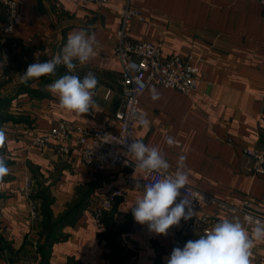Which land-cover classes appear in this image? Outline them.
Masks as SVG:
<instances>
[{"label":"crops","instance_id":"1","mask_svg":"<svg viewBox=\"0 0 264 264\" xmlns=\"http://www.w3.org/2000/svg\"><path fill=\"white\" fill-rule=\"evenodd\" d=\"M17 1L23 23L7 37L2 32L6 9L0 4V74L6 76L0 103L10 99L0 109L6 132L0 155L10 169L0 177V264H166L175 248L170 229L157 235L134 220L130 208L143 194L137 187L140 174L119 166H87L74 135L65 143L66 153H59L55 142L45 148L34 143L60 121L79 128L114 122L124 101L115 48L125 5L141 11V19L130 25L132 39L152 41L163 57H192L199 68V88L191 94L149 86L141 99L148 126L137 123L136 138L158 147L173 174L178 157L185 155L189 185L223 200L264 198V178L253 175L244 155L247 148L264 151V11L257 0H110L106 7L82 0ZM80 29L97 41L89 62H76L75 74L82 79L92 73L98 81L94 105L83 114L61 109L46 90L67 74L65 66L55 75L21 82L30 64L50 60L69 33ZM168 136L176 141L171 147ZM28 179L35 181L29 195L21 190ZM113 187L125 195L98 226L93 211ZM262 206L255 212L263 215ZM202 210L239 218L246 227L241 215L212 206ZM246 228L251 232L252 226ZM250 261L264 264V240L254 241Z\"/></svg>","mask_w":264,"mask_h":264},{"label":"built area","instance_id":"2","mask_svg":"<svg viewBox=\"0 0 264 264\" xmlns=\"http://www.w3.org/2000/svg\"><path fill=\"white\" fill-rule=\"evenodd\" d=\"M84 3H96L109 6L110 0H82ZM234 1V0H233ZM264 11V0H257ZM6 9L5 20L2 24L4 37L14 34L16 28L23 23L17 0H0ZM121 29L117 34L118 44L115 56L122 66L121 85L124 101L122 107L115 113L114 122L106 128H79L68 121H60L53 129L38 135L35 145L40 148L51 146L54 142L59 153L68 152L65 143L71 135L81 148V158L89 166L123 167L130 174L141 175L142 187L154 185L162 174L153 172L146 175L135 167V157L128 153V145L136 138V125L145 119L141 109V99L150 85L161 89H171L183 94H191L199 88V68L193 58L187 59L179 55L163 57L160 47L150 40H134L130 37V25L135 18L141 19V11L130 5L119 10ZM251 166L253 175L264 178V151L256 148L244 149ZM169 175L173 173L168 171ZM130 182V181H129ZM35 181L28 179L22 191L29 195ZM188 190V192H187ZM180 197H192V209L195 215L185 221L181 219L179 225L170 228V241L173 247H180L189 240H194L198 232L206 234L220 220L224 219L219 213L203 211V206H212L217 212L231 215H241L246 227L253 226L256 221L264 222L263 215L256 213L257 207L264 209V198L255 200L245 197L240 202L217 198L200 187L187 185L181 189ZM121 187H113L100 198L93 211L95 224L102 225L104 213L112 211L118 199L124 197ZM82 264H93L85 262ZM135 264H143L137 261Z\"/></svg>","mask_w":264,"mask_h":264},{"label":"clouds","instance_id":"3","mask_svg":"<svg viewBox=\"0 0 264 264\" xmlns=\"http://www.w3.org/2000/svg\"><path fill=\"white\" fill-rule=\"evenodd\" d=\"M97 43L94 34L86 29L75 30L69 33L67 41L60 53L46 62L30 64L21 82L27 83L33 78L55 75L58 66H65L67 74L62 75L53 83L46 86V90L59 101V107L79 114L87 113L93 107L94 90L98 81L94 74L87 73L82 79L75 74L77 63L84 65L95 55L94 45ZM152 99H159V94L153 88ZM141 124L148 126L146 119ZM6 140V132L0 127V145ZM168 146L176 141L173 137L165 138ZM140 172L150 175L153 172L162 174V179L154 185L143 187V194L132 205L131 212L134 220L147 224L148 230L157 235H166L168 230L179 225L181 219L187 221L195 215L192 209V197L186 193L183 199L177 202L181 189L189 183L188 174L184 171L187 157L180 155L174 174L169 175V162L162 151L156 146H148L141 140H133L128 145ZM10 171L6 157L0 155V177ZM141 188V185H137ZM188 192V190H187ZM264 240V222L256 221L251 232L239 218H224L217 222L211 230L195 240H189L183 248L175 247L166 264H251L250 256L254 241Z\"/></svg>","mask_w":264,"mask_h":264},{"label":"trees","instance_id":"4","mask_svg":"<svg viewBox=\"0 0 264 264\" xmlns=\"http://www.w3.org/2000/svg\"><path fill=\"white\" fill-rule=\"evenodd\" d=\"M2 81H3V79L0 81V84L2 83ZM10 99H4V101H2L1 103H0V109H1V107H7V103H8V101H9ZM2 108V109H3ZM4 111H1L0 112V123L2 122V120L4 119V113H3ZM84 205V204H83ZM44 253H45V255H47L48 254V251H44Z\"/></svg>","mask_w":264,"mask_h":264},{"label":"rangeland","instance_id":"5","mask_svg":"<svg viewBox=\"0 0 264 264\" xmlns=\"http://www.w3.org/2000/svg\"><path fill=\"white\" fill-rule=\"evenodd\" d=\"M5 77H6L5 75L0 74V81H1L2 79H4Z\"/></svg>","mask_w":264,"mask_h":264}]
</instances>
